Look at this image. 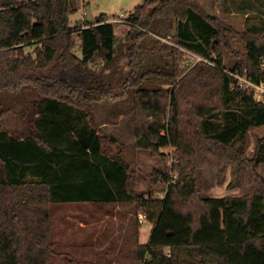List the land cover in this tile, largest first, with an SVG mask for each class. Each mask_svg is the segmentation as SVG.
<instances>
[{
    "label": "trees",
    "instance_id": "trees-1",
    "mask_svg": "<svg viewBox=\"0 0 264 264\" xmlns=\"http://www.w3.org/2000/svg\"><path fill=\"white\" fill-rule=\"evenodd\" d=\"M75 12L72 0H0V94L32 88L41 95L35 143L0 131V264H52L50 206L57 203H133L149 213L150 240L137 247L142 264H264V180L255 173L264 164V139L246 157L250 130L264 126V103L222 69L228 30L197 0H145L125 18L129 60L119 70L115 24L101 15L72 26ZM171 37L173 73H141L144 40ZM243 37L247 54L234 73L264 83L263 27L249 22ZM30 46L36 48L27 53ZM184 51L203 60L181 69ZM99 58L104 66L97 72L91 64ZM160 75L169 89H141ZM131 92L136 148L159 158L173 147L179 159L178 182L159 170L150 176L152 185L168 184L163 199L154 190L136 192L134 171L108 145L115 139L105 146L96 122L95 104ZM208 158L234 165L236 173L244 168L251 180L246 194L202 197L198 172ZM29 173L40 180L23 181Z\"/></svg>",
    "mask_w": 264,
    "mask_h": 264
},
{
    "label": "rangeland",
    "instance_id": "rangeland-1",
    "mask_svg": "<svg viewBox=\"0 0 264 264\" xmlns=\"http://www.w3.org/2000/svg\"><path fill=\"white\" fill-rule=\"evenodd\" d=\"M87 4V10L95 16L106 15L109 20L124 14L123 21L117 22L115 35L117 37L116 65L115 69H126L128 57V40L126 33L129 30L125 18L145 0H72L75 9L82 8L83 3ZM199 9L208 17L214 18L228 30L226 41L228 47L223 46L224 55L223 67L227 73L234 76L237 81L240 78H247L248 75L234 73L236 66L242 64V56H246L244 33L249 22L263 27L264 31V0H197ZM86 9V7H85ZM82 12L70 16L72 26L80 24ZM93 20V19H92ZM87 20L83 18L82 24ZM77 47L75 53L81 55V38L77 35ZM174 41L168 39L148 38L144 40L141 51L140 72L156 71L163 74L173 73L174 58L171 48ZM36 46H30L25 51L32 52ZM180 68L194 65L203 58L197 54L183 52ZM104 66L101 58L91 64V67L100 72ZM264 72V60L261 66ZM237 85V84H236ZM264 87V83H261ZM170 81L163 75L152 77L142 83L141 89L146 88L153 91L169 89ZM132 93V92H131ZM119 100H106L94 105L95 118L103 135L107 140L113 138L116 143H108L116 152H121L123 161L134 171L137 178L136 192L145 194L154 190V195L163 199L166 195L168 184H151V174L159 170L168 174L171 182H178L180 177L174 171V166L179 163L173 147L163 148L162 157H154L147 150L136 148L135 119L133 93ZM262 97L255 96L260 102ZM41 100V95L32 88H25L14 94L2 92L0 94V131L7 133L18 140H25L28 143H35L32 130L36 129L35 120L41 115L35 102ZM262 100V101H261ZM264 103V102H263ZM73 115L71 111L66 112ZM62 122L67 125L71 119L64 116ZM44 126L45 122H41ZM76 134L70 135V139ZM264 139V126L251 129L248 135L247 158H253L257 143ZM198 172L199 191L205 198H222L244 196L250 187V178L244 168L237 173L234 165H219L216 158H208ZM256 175L264 180V164L259 165L255 170ZM23 181H39L32 174L26 175ZM133 203L128 204H66L57 203L50 206L51 215V237L54 243L56 256L52 264H142L137 255V247L140 244H147L152 234L154 218L149 217L144 224L138 221L139 213ZM152 215H156L155 209ZM139 228L142 234L139 235ZM166 254L171 255V250L166 249Z\"/></svg>",
    "mask_w": 264,
    "mask_h": 264
},
{
    "label": "built area",
    "instance_id": "built-area-1",
    "mask_svg": "<svg viewBox=\"0 0 264 264\" xmlns=\"http://www.w3.org/2000/svg\"><path fill=\"white\" fill-rule=\"evenodd\" d=\"M123 17H124V14L120 15L119 17L114 18L112 22H115V23L122 22ZM187 53H189V52H187ZM237 85L239 87H241L244 91L249 90L254 95V97L258 96L260 98L263 96L262 94L264 93V87H262L261 84H256L250 77H247V78H240L239 77V81H238ZM262 102H264V101H262ZM146 219H147V214L140 212L138 215L139 223L144 224L146 222Z\"/></svg>",
    "mask_w": 264,
    "mask_h": 264
},
{
    "label": "crops",
    "instance_id": "crops-1",
    "mask_svg": "<svg viewBox=\"0 0 264 264\" xmlns=\"http://www.w3.org/2000/svg\"><path fill=\"white\" fill-rule=\"evenodd\" d=\"M83 3V5H82V8L84 7V9H77L76 10V12L75 13H80V12H82V19H80L79 21H80V25H83L81 22L83 21V18H85V20H87V4L83 1L82 2ZM85 7H86V9H85ZM133 12V11H132ZM101 16V15H100ZM92 17H93V20L94 19H96L97 17H99V16H95V15H93V13H92ZM109 20V19H108ZM88 21V20H87ZM110 22H112L111 20H109ZM112 23H114V22H112ZM116 26V25H115ZM116 28V27H115ZM139 235L141 236V234H142V228H139ZM141 245H146V244H141Z\"/></svg>",
    "mask_w": 264,
    "mask_h": 264
},
{
    "label": "water",
    "instance_id": "water-1",
    "mask_svg": "<svg viewBox=\"0 0 264 264\" xmlns=\"http://www.w3.org/2000/svg\"><path fill=\"white\" fill-rule=\"evenodd\" d=\"M92 19H93V17H92V13H91L90 9H88V10H87V20H88V21H93Z\"/></svg>",
    "mask_w": 264,
    "mask_h": 264
}]
</instances>
